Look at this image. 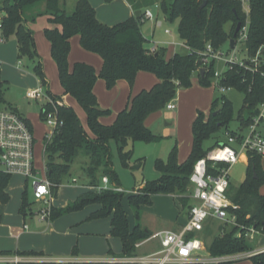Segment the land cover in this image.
<instances>
[{"label":"trees","instance_id":"1","mask_svg":"<svg viewBox=\"0 0 264 264\" xmlns=\"http://www.w3.org/2000/svg\"><path fill=\"white\" fill-rule=\"evenodd\" d=\"M113 0H104L110 3ZM133 11H139V17L107 26L99 22L95 10L88 0H76L71 12L59 7V0H0V31L6 40L14 35L19 59H26L30 71L39 83L47 86L42 61L36 51L33 32L23 17L25 10H32L44 3L48 20L54 25L44 31L50 45V55L54 61L60 85L65 95L71 96L83 109L86 116L87 129L81 124L74 109L64 105L61 97L45 90L47 100L40 110V118L46 121V114L55 112L56 124L43 138V162L45 175L52 184L55 195L60 185L71 178L72 166L78 163L80 171L87 180V186L98 188L99 180L108 179L112 187L119 188L120 181L113 168L114 152L122 168H129L133 151L130 143H153L161 139L154 135L144 124L147 117L165 107L179 88L188 89L195 77L201 86H209L213 76L214 64L201 65V55L206 45L213 52L222 50L232 38L238 23L245 25L246 16L237 0H161L160 10L166 20L173 23L178 20L177 34L187 47V54L175 53L170 59L165 58V49L157 48L149 53L147 40L141 32L143 24V7H150L153 0H126ZM246 56H254L261 49V65L259 71L264 72V0H248ZM33 20V17L30 19ZM238 34V33H237ZM79 37L81 48L100 57L102 66L99 72L85 63L76 62L70 68L68 55L69 40ZM237 38V36H236ZM235 38V39H236ZM203 69V75H200ZM138 72L155 76L158 82L149 90H142L129 98L125 108L121 110L110 125H103L99 119L108 114V110L99 107L93 92L97 80H102L107 90L116 82L124 80L131 87ZM221 84L231 87L243 94L242 106L237 112L239 130L246 129L258 113L262 102L264 79L258 73H251L242 68L233 67L227 71ZM8 84L1 78L0 72V111L16 109L5 99ZM219 104V105H218ZM218 110L214 116L213 113ZM232 102L225 96L211 102L209 115L198 112L191 126L192 142L186 159L177 160V145L174 143L165 160L156 159L154 168L159 177L145 181L136 194H129L128 203L135 209V218L139 219L138 210L142 206H151L152 197L156 195H172L180 212L186 211L188 216L192 206L190 199L189 176L197 160L223 141L216 139L214 144L204 149L203 144L222 130L228 131V124L233 118ZM18 114V113H17ZM30 131L32 128L24 120ZM114 146V152L113 147ZM136 162H141L137 160ZM255 174V177L253 175ZM10 174L0 169V204L9 200L6 189ZM28 182V181H27ZM264 185V170L261 157L254 153L247 155V168L244 180L237 187L229 185L228 197L237 205L234 211L236 222L246 228L252 227L257 232H264V195L259 190ZM231 190V193H230ZM122 193L112 189L97 193H83L64 209L51 207L49 219L55 220L63 214L76 212L84 207L96 204L100 208L90 215L91 220L110 218V235L121 242V256L137 255L136 244L145 241L152 234L137 222L132 229L122 207ZM32 210L27 201L26 191L22 194L21 213ZM2 217L0 215V223ZM239 228L230 226L213 237L206 247L210 256L220 257L237 254L250 249L246 239L237 237ZM0 254H8L0 252ZM26 254V253H25ZM33 255L34 253H27ZM76 254V249L73 251ZM253 264H264V253L250 258ZM247 260V259H245ZM243 261V260H240ZM38 264H111L105 262H72V263H38ZM121 264V263H112ZM218 264H232L218 263Z\"/></svg>","mask_w":264,"mask_h":264},{"label":"rangeland","instance_id":"2","mask_svg":"<svg viewBox=\"0 0 264 264\" xmlns=\"http://www.w3.org/2000/svg\"><path fill=\"white\" fill-rule=\"evenodd\" d=\"M160 1L161 0H155L152 4L150 10L153 13L160 12V14H162L159 8ZM74 2L75 0H69L65 8L67 12L73 10ZM152 22L153 20L147 21L142 26V29L144 31L149 29ZM30 27L34 35L36 51L42 61L43 72L48 88L52 94L60 96L63 94V90L58 79L57 67L51 58L48 42L44 35L45 29L53 28L54 25L45 15H41L30 21ZM169 27L172 29L170 37H176L177 31L174 22L170 23ZM171 38L166 41L168 42L169 51L173 49L183 54L185 48H183L179 42L172 44ZM0 42H3L0 43L1 72L9 83L8 89L5 92V99L9 104L15 105L20 112L30 120L33 137V167L37 175L44 178L43 138L49 133L50 126L47 121H43L40 118L38 111L40 105L45 102V98H40L35 102H27V100L24 99L22 96L23 93L38 86V79L30 71L28 61L18 58L14 35L9 36L8 39L5 40L0 31ZM38 48L44 56L38 52ZM222 51L225 53L229 52L228 44L224 45ZM84 52L79 42L77 50H70L68 56L70 68L74 63L80 61L79 56ZM234 52L239 58L246 56L244 52H239L237 48H235ZM223 69L224 67L221 61L214 65V70L218 73H221ZM102 87V94L108 95L106 87L104 85ZM222 96L229 99L233 105V118L228 124V131L243 132L242 134L247 133L246 129L239 130V122L236 119L237 112L242 106L243 94L235 89H230L221 93L214 85V80L210 81V85L206 87L201 86L198 79L194 77L190 88H179L175 97L169 101L175 105L174 110H168L164 107L147 117L149 118V120L146 121L148 129L154 135L161 137V139L153 143H130L129 146L133 151V156L129 168H122L120 166L119 160L114 152V146H112L114 152V169L121 185L119 187L121 190L114 192L123 194L121 203L127 216L129 227H133L138 222L141 227H145V229L150 230L151 234H153V232L158 230L172 229L178 223L183 221L181 223L183 224L185 222L186 211L180 212L177 202H175L173 198L163 195L155 196L151 206L140 208L138 210L139 219L136 220V211L128 203V196L129 194H136L141 189L139 186L142 182L152 181L159 177V173L154 168V162L156 159L165 160L174 143L177 144V160L184 161L186 159L190 152V145L192 142L191 126L197 113L201 112L204 114L205 118H207L211 102L214 99L220 100ZM67 97L72 99L69 95ZM73 108L79 114L84 128L87 129L86 116L83 109L76 104V102ZM112 108V106L103 108L108 110V114L101 118L104 120H109V118L114 120L116 113ZM257 131L264 137V123L258 125ZM216 139L225 142V130H222L218 135L205 141L203 144L204 149L212 146ZM139 159L141 162H136ZM261 167L264 170V157L261 158ZM244 175L245 168L243 166L238 165L232 167L230 171V185L232 187L240 185ZM84 182V175H82L78 163H76L72 166L70 180L60 185L55 195H53L51 191L53 196L50 202L44 204L43 201L34 200L30 184L26 181L24 176L11 174L8 185L9 200L5 204H0V215L2 216L0 223V250H18L20 252L39 250L57 259L59 263H70V258H81L84 262H102V259L108 256L109 249L118 251V249L121 248L119 239L96 235V233H105L102 232L106 230L108 226V224H106L107 221L98 224H89V221H92L89 218L94 211L95 204L88 205L76 212L63 214L55 220H50L49 218L44 219L43 213L48 208L54 207L56 209H64L72 204L77 197L81 195V185H84ZM99 183L100 186L98 188H92L85 193H97L111 188L109 183L102 184L101 180H99ZM24 191H26L27 201L31 204L32 210L26 211L23 216L20 209ZM259 192L264 195V185L260 188ZM229 227L230 225H226L222 221L208 218L204 222V230L194 236L196 239H200L205 247H207L213 237L220 234L222 231L228 230ZM178 230L179 228L175 231ZM151 241L150 243L147 242V246L137 248V255H142L154 249L157 245V240ZM247 244L250 248H253L255 245L258 246V248H264V232L258 233L255 239L252 242H247ZM75 249L76 254H73ZM232 264H253V262L251 259H247L243 261H234Z\"/></svg>","mask_w":264,"mask_h":264},{"label":"built area","instance_id":"3","mask_svg":"<svg viewBox=\"0 0 264 264\" xmlns=\"http://www.w3.org/2000/svg\"><path fill=\"white\" fill-rule=\"evenodd\" d=\"M246 16L244 26H241L235 47L225 53L222 50L213 52L210 45H206L201 55V65L207 66L211 62L215 65L221 61L223 71L221 73L213 71L211 81L221 93L232 89L221 84L224 75L233 67L242 68L251 73H258L264 79V72L259 71L261 63V49L254 56L239 58L235 54V48L239 52L240 47L245 44L247 38V17L249 14L248 0H237ZM156 7V6H155ZM154 20V14L150 9L143 13L142 22ZM165 33H169L168 30ZM157 46L148 48L149 53H154ZM263 99L258 106V113L248 126L247 133L235 134L226 133V141L209 150L205 156L196 161L189 176L190 199L192 206L189 209L185 222L181 224L178 231L162 230L151 235L142 243L135 245L141 247L151 240H157L158 246L150 252L132 257H120L110 259L105 263L121 264H218L250 259L256 255L264 253V248L254 246L247 251L228 256L212 257L206 250L200 239L195 238V234L204 230V222L208 218H213L224 222L226 225L237 226L239 228L236 236L244 237L247 242H252L259 233L254 228L249 227L242 232L243 226L236 222L234 211L237 209L228 197L230 185V171L232 167L239 163L242 156L247 157L248 153H254L259 157H264V137L258 131V125L264 123V85L262 88ZM25 97L29 100H38L47 96L42 85L35 89L27 90ZM165 107L174 110L175 105L168 102ZM46 121L52 128L56 124L55 112L46 114ZM33 137L24 119L16 112L4 109L0 111V169L7 174H21L30 184L34 200L43 201L44 204L50 202L52 184L46 175L41 178L37 175L33 167ZM102 184H108V179L103 177ZM113 191H120V188L112 187ZM51 208V207H50ZM48 208L44 211V219L49 218ZM38 263H59L52 259L38 258L26 255L15 254L1 257L0 264H38Z\"/></svg>","mask_w":264,"mask_h":264},{"label":"crops","instance_id":"4","mask_svg":"<svg viewBox=\"0 0 264 264\" xmlns=\"http://www.w3.org/2000/svg\"><path fill=\"white\" fill-rule=\"evenodd\" d=\"M153 1L155 2V0H153ZM68 2H69V0H59V7L61 9L65 10V8L68 5ZM88 2L94 8L97 20L99 22L107 25V26H113V25H115L117 23L123 22V21L129 19L130 17L134 16V11H133L131 5L126 0H113L110 3H105L104 0H88ZM74 5H75V2H74ZM151 7L152 6L143 7L140 12H144L146 9H151ZM0 8H1V6H0ZM153 14H154V20L152 22V25L149 27V29H147L146 31H144L142 29V26L147 21L143 22V24L141 26V32H142L143 36L145 37V39L148 41L147 44H146V48L148 49V48L152 47L153 45H157L158 48L162 47V48L165 49V58L166 59H170L175 53H179V52H177L176 50H173V49L171 51H169L168 42H166L168 39L171 38L170 36L172 34V29L169 27L170 23L166 20V16H165V14L163 12H162V14H160V12H155ZM41 15H45L47 19L49 18V15H47V13L45 12V4L44 3H41V4L37 5L32 10H28V9L25 10L24 14H23V17L25 19H27V21H28L27 22V26L31 29L30 21H32V20H30V19L32 17L34 19L35 17L41 16ZM174 24L176 26V31H177L178 20H176L174 22ZM166 30H168L169 33H165ZM155 33H156V37H155ZM33 37H34V35H33ZM171 40H172V42H171L172 44H175L176 42H179L183 46V48H185V52L183 54H187V51H188L187 47L184 45L183 41H181L179 39L178 34L176 35V37L174 36V38H171ZM78 42H79V37L78 36L72 37L69 40L70 50L71 49L77 50ZM0 43H3V42H0ZM48 46H49V51H50L49 43H48ZM35 47H36V45H35ZM16 50H17V47H16ZM37 50L42 56H44V54H42V52H40L39 48ZM79 60H80L79 62H81V63L83 62L85 64H88V65L92 66L95 69L96 72H99V70L101 69L102 61H101L100 57L95 55V54H92V53H89V52L85 51L84 53H82V55L79 56ZM1 71L2 70H1V64H0V72ZM1 78L4 81H6L7 84H9L7 78L2 75V72H1ZM157 82H158V80L155 78L154 75L149 74V73H145V72H138L136 77H135L134 83H133V85L131 87L128 85V83L126 81L119 80V81L116 82L115 86L112 89L108 90V95H103L102 94L103 93V87L102 86L103 85L105 86V84H104V82L102 80L99 79V80L96 81V83L94 85L93 92H94V94L96 96V99H97V102H98V105H99L100 108L103 109V108L112 106L113 107L112 109L115 111V113L117 115L121 110H123L125 108V106H126V104H127V102H128L130 97L136 95L137 93H139L142 90H149ZM39 85H41V84L38 81V86ZM38 86H36V87H38ZM35 88H32V89H35ZM29 90H31V89H29ZM43 90L44 91L48 90L50 92V90L48 88V85L46 87H43ZM50 94H52V93L50 92ZM52 95L59 96V95H56V94H52ZM22 96L24 97V99L27 100V102H30V101H34L35 102V101H37V100H29V99H27L25 97V93H23ZM67 96L68 95H65L63 93L59 97H61V101H62V103L64 105H67V106H70V107L73 108L74 107V103L76 101L73 98L69 99V97H67ZM44 104H45V102L43 104H41L40 107H39V111H38L39 112V116H40V110L44 106ZM76 104H77V102H76ZM12 106L16 109L17 113L24 120H27L30 123V120L28 118H26L15 105H12ZM75 113L77 114V116H78V118H79V120L81 122V118H80L79 114L76 111H75ZM116 115H115V117H116ZM114 120H115V118H114ZM114 120L110 119V118H109V120L108 119L104 120L102 118L99 119L100 123L103 124V125H110V124H112L114 122ZM147 120H149V118H147L145 120L144 124L148 128V126L146 124ZM81 124H82V122H81ZM30 126H31V124H30ZM83 127H84V125H83ZM50 131H51V127H50ZM50 131H49V133H50ZM246 131H247V129H246ZM190 148H191V145H190ZM178 162L181 163L183 161H178ZM238 165L243 166L245 168V173H246L247 157L242 156L240 158V160H239V163L237 165H235V166H238ZM113 168H114V162H113ZM18 175H21V174H18ZM82 175H83V173H82ZM244 177H245V175H244ZM243 180H244V178H243ZM84 183H85L84 185H81L82 186V193L81 194H83L85 192H88L90 189H92L91 187L87 186V180L86 179H85ZM142 183L139 186L141 188H142V185H143ZM99 185H100V183H99ZM93 189H95V188H93ZM6 191L8 193V187H7ZM156 196H159V195H156ZM163 196H168V197H171V198L174 199V197L172 195H163ZM154 197L155 196H153L151 199L153 200ZM144 207H147V206H142L141 208H144ZM99 208H100V206L95 204L94 211L92 213L97 211ZM106 221L109 222V223H107ZM89 222H90L89 224H92V223L93 224H98L100 222H106V224H108V226H107L106 230H104L102 232V233H104V232L105 233L104 234L96 233V235L97 236H102V237L113 238L110 235V230H111L110 218L92 220V221H89ZM182 222L178 223L172 229H168V230L175 231L178 228L180 229ZM129 228L132 229L133 227H129ZM148 231L151 233L150 230H148ZM159 231H162V230H158L156 232H153V234L157 233ZM150 242H152V241H149V243ZM146 244H148V243H145V245H142V248L144 246H147ZM156 244H157L156 245V247H157L158 243H156ZM120 247H121V242H120ZM0 252H7L8 253V254H0V258L1 257L15 255V254L32 256V255H28L27 254V253L32 252V253H34L32 257L52 259V260L58 261L57 259H54L51 256H49L47 254H44L42 251H39V250H29V251H23V252H20L18 250H15V251L14 250H0ZM148 252H150V251H148ZM148 252H145L143 254H146ZM120 256H121V248L118 249V251H112V250L109 249L108 256L105 257L104 259H102V262H106V261H108L110 259L118 258ZM69 260H70V263H72V262L84 263L83 259H81V258H70Z\"/></svg>","mask_w":264,"mask_h":264},{"label":"water","instance_id":"5","mask_svg":"<svg viewBox=\"0 0 264 264\" xmlns=\"http://www.w3.org/2000/svg\"><path fill=\"white\" fill-rule=\"evenodd\" d=\"M139 11H135L134 12V16L135 17H139ZM240 27H241V24L240 23H238L237 25H236V27H235V30H234V33H233V36H232V38L228 41V48L230 49V50H233L234 49V47H235V38H236V36H237V33H238V31H239V29H240ZM246 48H247V46H246V44H244V45H242L241 47H240V50L241 51H246ZM200 75H203V69H200ZM218 113V110L217 111H215L214 113H213V115L215 116L216 114ZM253 175H254V177H255V174L253 173ZM262 225L264 226V222L262 223Z\"/></svg>","mask_w":264,"mask_h":264}]
</instances>
